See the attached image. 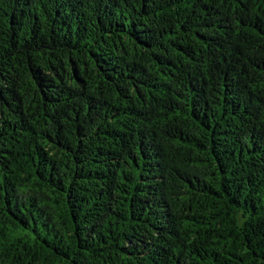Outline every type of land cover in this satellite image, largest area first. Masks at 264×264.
<instances>
[{"label":"trees","instance_id":"obj_1","mask_svg":"<svg viewBox=\"0 0 264 264\" xmlns=\"http://www.w3.org/2000/svg\"><path fill=\"white\" fill-rule=\"evenodd\" d=\"M0 264H264V0H0Z\"/></svg>","mask_w":264,"mask_h":264}]
</instances>
